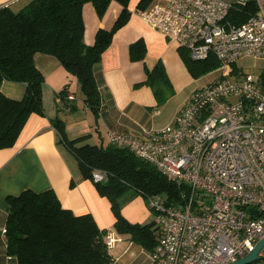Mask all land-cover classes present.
<instances>
[{"label":"built area","instance_id":"2783aa9c","mask_svg":"<svg viewBox=\"0 0 264 264\" xmlns=\"http://www.w3.org/2000/svg\"><path fill=\"white\" fill-rule=\"evenodd\" d=\"M247 1L254 14L239 24L226 20L235 3ZM138 14L191 58L213 53L222 69L190 94L173 123L137 137L108 130L110 141L182 187L178 203L149 197L159 228L150 264H229L264 236V77L230 71L240 57L264 59V0H155ZM91 175L105 179L99 168ZM104 239L111 249L120 237L107 229ZM258 256L249 264H264V244Z\"/></svg>","mask_w":264,"mask_h":264},{"label":"trees","instance_id":"16d2710c","mask_svg":"<svg viewBox=\"0 0 264 264\" xmlns=\"http://www.w3.org/2000/svg\"><path fill=\"white\" fill-rule=\"evenodd\" d=\"M111 0H25L19 8L0 6V83L3 80L22 82L24 93L19 98L6 95L0 88V148L12 146L32 113L44 115L42 85L43 72L36 66L37 52L54 56L72 75L76 76L86 105L94 113L100 109L102 96L95 67L102 53L110 45L113 34L129 18L128 0H118L122 9L110 28H99L94 42L84 41L83 6L90 2L99 17L106 12ZM151 0H139L137 7L146 8ZM256 11L253 1L235 3L226 20L242 23ZM185 65L194 78L220 67L219 59L210 53L193 59L189 50L179 46ZM146 45L142 38L129 44L131 60H143ZM233 64V63H232ZM143 83L150 85L157 105L174 92L159 59L152 66L145 65ZM264 77V69L262 70ZM67 88L59 94L62 105L75 108L68 99ZM62 106V107H63ZM59 141L77 158L85 177L92 180V169L105 172L103 181L95 182L98 192L110 201L115 215L114 231L127 235L130 241L151 252L157 242L159 228L155 223L128 222L120 213V197L126 191L148 198L159 195L166 205L182 201L181 184L170 179L154 164L139 157L128 146L112 141L93 143L86 135L68 138L64 121L53 119ZM109 139V138H108ZM5 220L6 252L18 264H111L115 256L108 247L101 228L89 212L76 214L64 207L52 188L37 191L26 188L9 194Z\"/></svg>","mask_w":264,"mask_h":264},{"label":"crops","instance_id":"0c3cea01","mask_svg":"<svg viewBox=\"0 0 264 264\" xmlns=\"http://www.w3.org/2000/svg\"><path fill=\"white\" fill-rule=\"evenodd\" d=\"M154 1L151 0L146 8ZM24 2L25 0H0V6L10 3L19 8ZM138 2L139 0H128L129 18L115 31L110 45L95 67L102 96L97 113L84 102L76 76L69 73L54 56L40 52L34 55L36 66L44 75L42 98L45 113H32L16 142L12 146L0 148V264H18L16 258L6 252V197L26 188L37 191L52 188L64 207L76 214L89 212L101 228L114 230L115 215L110 201L98 192L93 180L83 176L75 155L59 141L58 132L53 125L54 118L59 117L64 121L68 138L86 135L90 142L105 143L109 141L110 129L137 137L142 132L173 123L190 94L216 78L206 81H201L204 75L194 78L175 41L139 16ZM121 9L122 4L118 0H111L104 15L99 17L94 6L86 2L82 11L84 41L87 44L93 43L97 30L101 27L110 28ZM138 38L145 42V58L131 60L129 44ZM252 58L253 63L247 68L239 65L236 60L230 66V71L259 74L264 69V59ZM159 59L164 64L174 92L164 103L157 105L152 87L143 81L146 77L145 65L152 66ZM215 70L222 69L219 67ZM64 87L74 96L72 102L75 108L71 111L62 108L63 101L59 92ZM0 88L6 95L19 98L24 93L25 84L3 80ZM160 115L161 122L157 119ZM140 248L143 249L141 246ZM142 251L147 253L149 260V252ZM141 254L139 253L140 256ZM118 259L115 256L111 264H117ZM147 260L143 263L150 264Z\"/></svg>","mask_w":264,"mask_h":264},{"label":"rangeland","instance_id":"374dc122","mask_svg":"<svg viewBox=\"0 0 264 264\" xmlns=\"http://www.w3.org/2000/svg\"><path fill=\"white\" fill-rule=\"evenodd\" d=\"M253 60L254 59L251 56H243L237 59V63L239 65H242L244 68H247L248 66H250V64L253 63ZM220 73L221 71H218V70L211 71L210 73L204 75L201 81L211 80L212 78L217 77ZM157 119L161 122L162 115L158 116ZM132 194L130 191H126L120 197L119 211L121 215L128 222L140 223V224L152 222L153 223L152 227H155L154 220L158 212L154 207L150 206L149 198L140 193H137L134 195ZM106 229H110V228H106ZM117 236L120 237V240L112 248L113 255L119 257L118 262L117 260L115 261L117 262V264L118 263L127 264V262H129V264H140V263H143V261L147 260V253L142 251L145 249H141L139 244L137 243L132 244V242L130 243V239L126 235H123L121 237L118 234ZM139 253H142L141 254L142 256H140ZM148 257H149V254H148ZM149 261H150V257H149V260H147V262ZM261 261H264V260L261 259Z\"/></svg>","mask_w":264,"mask_h":264},{"label":"water","instance_id":"95a60500","mask_svg":"<svg viewBox=\"0 0 264 264\" xmlns=\"http://www.w3.org/2000/svg\"><path fill=\"white\" fill-rule=\"evenodd\" d=\"M264 244V236L258 240V242L256 243V245L254 246V248L245 256L230 262L229 264H249L252 261H254L255 259H258V252L260 250V248L262 247V245Z\"/></svg>","mask_w":264,"mask_h":264}]
</instances>
